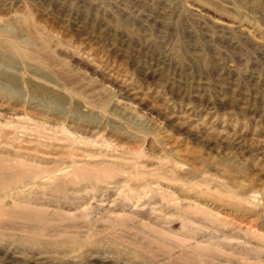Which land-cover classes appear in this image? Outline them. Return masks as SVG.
Returning a JSON list of instances; mask_svg holds the SVG:
<instances>
[{
    "label": "rangeland",
    "instance_id": "rangeland-1",
    "mask_svg": "<svg viewBox=\"0 0 264 264\" xmlns=\"http://www.w3.org/2000/svg\"><path fill=\"white\" fill-rule=\"evenodd\" d=\"M0 264H264V0H0Z\"/></svg>",
    "mask_w": 264,
    "mask_h": 264
}]
</instances>
